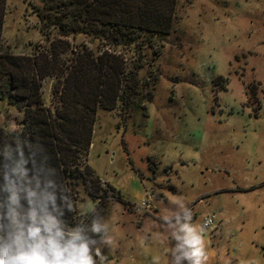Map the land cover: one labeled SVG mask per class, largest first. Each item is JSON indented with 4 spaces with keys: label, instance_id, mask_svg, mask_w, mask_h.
Listing matches in <instances>:
<instances>
[{
    "label": "rangeland",
    "instance_id": "rangeland-1",
    "mask_svg": "<svg viewBox=\"0 0 264 264\" xmlns=\"http://www.w3.org/2000/svg\"><path fill=\"white\" fill-rule=\"evenodd\" d=\"M57 1L4 2L0 52L44 69L41 106L53 117L65 110L56 88L67 67L104 51L123 58L120 94L130 93L124 103L111 92L114 108L98 107L89 148L82 139L71 148L69 224L93 214L109 223L108 264H168L159 225L182 203L194 223L213 220L208 264H264V0L154 1L172 12L170 31L150 32L137 53L59 34ZM26 108L0 103V129H17Z\"/></svg>",
    "mask_w": 264,
    "mask_h": 264
},
{
    "label": "trees",
    "instance_id": "trees-1",
    "mask_svg": "<svg viewBox=\"0 0 264 264\" xmlns=\"http://www.w3.org/2000/svg\"><path fill=\"white\" fill-rule=\"evenodd\" d=\"M154 1L158 0H58L54 13L62 14L64 20H53L52 24L59 27L61 35L85 33L106 40L110 46L137 53L139 46H150V32L166 35L170 31L172 12L161 13ZM173 1L171 11L174 10ZM4 2L0 0V38ZM71 24L75 26L72 29ZM154 53L158 55L156 51ZM86 57L67 67L64 83L56 88L65 110L57 108L54 111L57 116L53 117L41 106L39 81L46 76L44 69H34L28 57L0 52V103L19 110L27 107L25 115L28 116V120L20 122L17 129H0V145L7 142L15 146L28 142L36 154L37 164L43 163L55 171L56 181L67 196L66 177L73 173L68 160L74 154L72 146L81 147L82 139V146L89 148L98 107L114 108L109 101L111 92L113 102L119 97L125 103V98L130 96L129 89H124L126 95L120 94L123 90V58L107 51L97 56L86 54ZM143 60V53H139L137 70L129 78L135 83L144 66Z\"/></svg>",
    "mask_w": 264,
    "mask_h": 264
},
{
    "label": "clouds",
    "instance_id": "clouds-1",
    "mask_svg": "<svg viewBox=\"0 0 264 264\" xmlns=\"http://www.w3.org/2000/svg\"><path fill=\"white\" fill-rule=\"evenodd\" d=\"M70 206L55 171L37 164L28 142L0 145V264H108L109 223L93 214L69 224ZM210 223H194L182 203L168 209L159 225L171 244L168 264H208L204 233Z\"/></svg>",
    "mask_w": 264,
    "mask_h": 264
},
{
    "label": "built area",
    "instance_id": "built-area-1",
    "mask_svg": "<svg viewBox=\"0 0 264 264\" xmlns=\"http://www.w3.org/2000/svg\"><path fill=\"white\" fill-rule=\"evenodd\" d=\"M207 220H211V223L208 224V227H207V229H210V226L213 224V220L211 218H208Z\"/></svg>",
    "mask_w": 264,
    "mask_h": 264
}]
</instances>
